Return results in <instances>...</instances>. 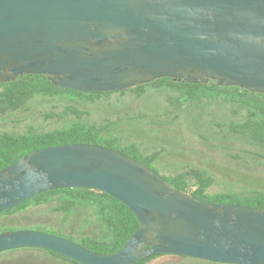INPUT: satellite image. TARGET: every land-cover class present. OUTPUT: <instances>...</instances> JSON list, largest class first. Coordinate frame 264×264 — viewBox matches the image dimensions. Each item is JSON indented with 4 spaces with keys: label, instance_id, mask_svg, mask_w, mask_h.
I'll list each match as a JSON object with an SVG mask.
<instances>
[{
    "label": "water",
    "instance_id": "water-1",
    "mask_svg": "<svg viewBox=\"0 0 264 264\" xmlns=\"http://www.w3.org/2000/svg\"><path fill=\"white\" fill-rule=\"evenodd\" d=\"M24 74L80 93L169 78L264 94V0H0V83ZM64 188L110 195L139 228L113 254L30 229L1 232L0 252L39 248L80 264L152 254L264 264V211L198 201L101 145L43 148L1 169L0 213Z\"/></svg>",
    "mask_w": 264,
    "mask_h": 264
},
{
    "label": "trees",
    "instance_id": "trees-1",
    "mask_svg": "<svg viewBox=\"0 0 264 264\" xmlns=\"http://www.w3.org/2000/svg\"><path fill=\"white\" fill-rule=\"evenodd\" d=\"M148 85L177 89L190 100H199L202 97L222 98L229 103L241 104L246 110L244 121L238 126V130L231 131L264 146V94L249 92L238 87H226L219 85L214 80H209L206 84H190L162 78L123 91L80 93L54 85L47 76L24 74L8 83H0V114L17 111L38 96L68 97L81 102H94L113 94L125 95L129 92H134L140 97L145 94L144 89ZM65 111L77 115V111L71 107H66ZM112 127V124L95 126L73 120L60 128L45 132L0 133V170L36 150L77 143L111 148L149 167L152 157L143 155L134 146H127L123 149L116 146L117 141L111 135ZM163 179L173 189L188 193L198 201L212 204H240L264 211L263 192H254L251 195L243 196L228 193L209 195L207 189L212 183V179L205 174L195 175L194 189L191 190L182 176ZM48 211L52 215L49 218L51 220L40 222L37 219L22 229L42 231L63 237L96 253L113 254L117 252L139 228V222L134 213L110 195L94 189L64 188L41 193L1 212L0 233L19 230L20 228L12 227L10 224L18 215L25 213L35 215L37 213L41 217L43 216L41 219H44L48 215ZM96 232H101L102 235L96 238ZM166 259H169L170 262L176 259H192L205 264H218L166 254H152L132 264H172ZM0 264L80 263L48 250L19 248L0 252Z\"/></svg>",
    "mask_w": 264,
    "mask_h": 264
},
{
    "label": "rangeland",
    "instance_id": "rangeland-1",
    "mask_svg": "<svg viewBox=\"0 0 264 264\" xmlns=\"http://www.w3.org/2000/svg\"><path fill=\"white\" fill-rule=\"evenodd\" d=\"M144 91L140 97L129 92L94 102L38 96L17 111L0 114V133L45 132L73 120L95 126L112 124L116 146H134L152 157L150 169L163 178L182 176L191 190L195 175L205 174L212 179L209 195L264 193V146L231 131L244 121L246 110L241 104L222 98L190 100L177 89L159 86L148 85ZM66 107L75 109L77 115L67 113ZM51 217L49 211L44 219L25 213L10 224L22 229L34 220ZM99 235L96 232L95 237ZM171 262L205 264L192 259Z\"/></svg>",
    "mask_w": 264,
    "mask_h": 264
}]
</instances>
